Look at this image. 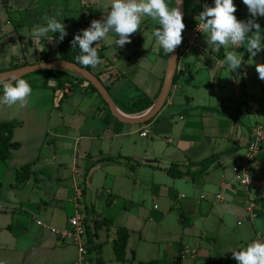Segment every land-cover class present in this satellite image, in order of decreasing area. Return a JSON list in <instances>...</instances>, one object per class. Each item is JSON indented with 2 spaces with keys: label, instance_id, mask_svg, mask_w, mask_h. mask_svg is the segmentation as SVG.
Returning a JSON list of instances; mask_svg holds the SVG:
<instances>
[{
  "label": "crops",
  "instance_id": "obj_1",
  "mask_svg": "<svg viewBox=\"0 0 264 264\" xmlns=\"http://www.w3.org/2000/svg\"><path fill=\"white\" fill-rule=\"evenodd\" d=\"M110 3L1 0L0 70L58 56L59 33L32 35L46 23L45 16L64 22L65 37H75L93 20L103 21ZM168 3L174 6L175 0ZM205 3L212 0H187L175 84L146 122L124 123L114 116L107 123L100 93L63 68L26 79L32 93L25 105L0 104V122H22L14 133L20 147L0 162V264H75L79 247L62 240L58 231L79 213L90 264H237L233 251L264 240V149L253 162L249 190L236 184L232 170L242 164L254 127H264V80L256 71L264 51L250 57L246 43L236 49L244 53V66L235 73L220 63L232 46L215 50L201 32L197 47L185 49ZM235 3L237 18L248 19L247 6ZM258 22L264 29V18ZM157 27V21L144 17L124 48L108 36L94 42L105 48L94 73L109 87L119 111L133 118L157 103L170 67L152 35ZM111 74L122 77L111 79ZM59 79L78 83L62 103L60 96L68 91L56 90ZM143 98L154 102L140 111L135 103ZM214 155L218 159L203 170L202 162ZM27 164L31 168L24 174ZM172 166L185 175L170 176ZM105 205L110 211L101 212ZM104 218L114 222L99 225ZM118 228L130 232L124 261L116 258Z\"/></svg>",
  "mask_w": 264,
  "mask_h": 264
},
{
  "label": "clouds",
  "instance_id": "obj_2",
  "mask_svg": "<svg viewBox=\"0 0 264 264\" xmlns=\"http://www.w3.org/2000/svg\"><path fill=\"white\" fill-rule=\"evenodd\" d=\"M247 6L249 17L238 19L235 0H212L211 5L205 3L203 10L196 17L198 29L207 37V42L215 50L232 46L233 51L227 52L222 63L231 72H237L244 66V53L237 52L245 43L250 57H256L264 51V29L259 18H264V0H242ZM183 0H175L174 6H169L168 0H111L107 5L106 18L93 20L90 27L81 30L72 40L73 48L80 54L76 61L85 67H96L103 61L98 55L94 42L103 41L110 33H115L118 39L115 45L124 48L131 43V36L141 28L144 17H150L158 22L152 35L156 45L169 55L182 44L185 30L184 13L181 10ZM44 25H38L33 30V37L39 39L48 33H59V42L67 35L64 22L55 16H45ZM252 60V59H251ZM252 64V63H249ZM43 66V65H42ZM259 79L264 80V63L256 65ZM0 104L12 106L27 103L32 93L30 83L15 73L0 75ZM233 259L237 264H264V240H255L238 251H233Z\"/></svg>",
  "mask_w": 264,
  "mask_h": 264
},
{
  "label": "trees",
  "instance_id": "obj_3",
  "mask_svg": "<svg viewBox=\"0 0 264 264\" xmlns=\"http://www.w3.org/2000/svg\"><path fill=\"white\" fill-rule=\"evenodd\" d=\"M186 11H187V0H185V13H186ZM85 21H86V23H89V16L87 17V19ZM73 39H74V37H65L62 42H59L58 56L52 58L50 54H47L44 56L43 59H41V62L42 61H44V62L65 61V62L75 64L82 69H85V70H88V71L94 73L95 67H92V66L85 67L83 65H80L76 61V56H78L80 54V51L78 49V45L76 48H73L72 43H71ZM183 42H184V38H183L182 44H183ZM182 44H181V46H182ZM93 46H95V45L93 44ZM97 50H98L99 57L103 61L105 59V53H104L105 48L101 47V48H97ZM161 54L167 58H170V56H171V54H169V55L165 54L163 49L161 51ZM100 65H98V66H100ZM25 66H26V64H23L21 66L13 65L10 69L2 70V71L0 70V73H6V72L12 71L14 69L23 68ZM52 71H54V70L53 69H44V70H41L38 72L50 73ZM56 71L71 73L69 71H64V70H56ZM38 72H35V73H38ZM31 74H27L25 76H22L21 78L27 79V77H29ZM71 74L77 81L85 82L87 84V87L89 89H91L93 92L99 93L98 90L96 89V87L92 83H90L87 79H85V78H83V77H81L75 73H71ZM95 75L102 83H104L100 77V74H95ZM110 77H111V79L116 80V79H119L120 77H122V75L111 74ZM175 81H176V77L174 79V84H175ZM77 85H78L77 82L74 83L70 80L59 79L57 81V89L56 90L65 91L68 88V92L62 93V95L60 96V103H62L65 98H67L71 93H73L75 91V88L77 87ZM44 86H46V84ZM105 87L109 90L108 86L105 85ZM102 100H103L104 105L107 106V109H108V114L105 117V121L108 123L110 118H115V117H114V114L111 112V110L108 108V104L106 103V101L103 98H102ZM153 102L154 101L151 99L143 98V99H140L138 102H136L135 106L141 105L139 110L143 111V110L148 109L153 104ZM20 126H22V122L18 121V120H5V121L0 122V162H6L7 160H9L12 156L13 150L20 147V144L14 141L15 130ZM218 157L219 156L214 155V156L210 157L209 159L203 161L202 162L203 170L208 169L218 159ZM108 160L113 161V162L119 161V159L117 160V159H111V158ZM30 168H31V164L25 165L22 168L24 174L27 173L30 170ZM167 172L170 176L175 177V178L176 177H182L185 175V173L180 172L174 166L169 168L167 170ZM113 222L114 221L111 218H104V219L97 221V223L101 226H104V225L109 226ZM129 235H130V232L128 229L118 228V238L115 240V252H116V258L119 261H124L126 259L127 243L129 240ZM148 264H163V263H162V261H152Z\"/></svg>",
  "mask_w": 264,
  "mask_h": 264
},
{
  "label": "built area",
  "instance_id": "obj_4",
  "mask_svg": "<svg viewBox=\"0 0 264 264\" xmlns=\"http://www.w3.org/2000/svg\"><path fill=\"white\" fill-rule=\"evenodd\" d=\"M206 1V0H204ZM201 32L198 27L196 28L195 37L192 40L184 43V48L189 49L193 47H197L195 43V39L199 36ZM246 74V73H244ZM68 91V89H66ZM147 132L145 131L142 135L147 136ZM253 137L250 141L246 155L242 164L233 167L234 179L237 185L249 190L252 185V166L256 157L260 153L261 150L264 149V127L261 125H257L253 129ZM225 186V185H224ZM78 199L82 198V192L78 191ZM218 199H222V195L219 194L217 196ZM255 205L252 203L250 208H254ZM59 236L64 241H72L76 244L81 252V257L75 262V264H90L88 259V237H87V229L84 223V218L82 214H77L73 216L69 220V226L63 230L58 231Z\"/></svg>",
  "mask_w": 264,
  "mask_h": 264
},
{
  "label": "water",
  "instance_id": "obj_5",
  "mask_svg": "<svg viewBox=\"0 0 264 264\" xmlns=\"http://www.w3.org/2000/svg\"><path fill=\"white\" fill-rule=\"evenodd\" d=\"M181 10L183 11L185 15V0H183V4L181 5ZM180 53V45L174 50L173 53H171L170 56V67L165 79L163 91L157 101V103L150 109L148 113H146L143 117L140 118H133L128 117L124 115L122 112L119 111L116 104L114 103L108 89L105 87V85L96 77L95 74L92 72L82 69L79 66L65 62V61H49V62H40L37 64H33L30 66H26L14 71L6 72L1 75H8L15 73L18 76L22 77L27 74L35 73L44 69H51V68H63L72 71L73 73L87 79L90 83H92L100 95L103 97V99L108 104L111 112L114 114L115 117H117L120 121L124 123H143L148 120H150L152 117H154L159 109H161L164 104L166 103L169 94L172 90L174 79L176 76L177 68H178V58ZM43 65V66H42Z\"/></svg>",
  "mask_w": 264,
  "mask_h": 264
},
{
  "label": "rangeland",
  "instance_id": "obj_6",
  "mask_svg": "<svg viewBox=\"0 0 264 264\" xmlns=\"http://www.w3.org/2000/svg\"><path fill=\"white\" fill-rule=\"evenodd\" d=\"M0 2H1V0H0ZM107 36L110 38L111 42H115L116 41V37H117L116 35L109 34ZM43 74H44V72L32 73L29 77H27V79H31V78H34L36 76L43 75ZM59 113H60V111L55 108V117L59 116ZM1 169L2 168H1V164H0V188H1V175H2L1 174ZM0 200H1V193H0ZM120 205H121V207H123L124 206V203L123 202H120ZM107 211H110V210L108 208V205H105L104 210L101 211V212H107ZM142 248H143V245H142Z\"/></svg>",
  "mask_w": 264,
  "mask_h": 264
},
{
  "label": "bare ground",
  "instance_id": "obj_7",
  "mask_svg": "<svg viewBox=\"0 0 264 264\" xmlns=\"http://www.w3.org/2000/svg\"><path fill=\"white\" fill-rule=\"evenodd\" d=\"M124 115H126V116L130 117V116H129V115H127V114H124Z\"/></svg>",
  "mask_w": 264,
  "mask_h": 264
}]
</instances>
